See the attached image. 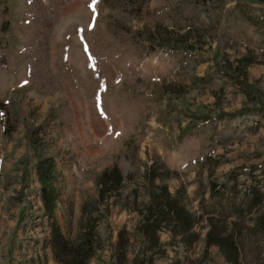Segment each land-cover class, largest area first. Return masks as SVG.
<instances>
[{"label": "rangeland", "instance_id": "obj_1", "mask_svg": "<svg viewBox=\"0 0 264 264\" xmlns=\"http://www.w3.org/2000/svg\"><path fill=\"white\" fill-rule=\"evenodd\" d=\"M41 156L55 161L56 223ZM113 168L124 181L103 200ZM262 168L264 0H0V264H62L56 235L89 229L87 264H229L206 244L221 208L210 182ZM162 184L196 236L163 232L152 249L142 214ZM251 238L243 262L264 264Z\"/></svg>", "mask_w": 264, "mask_h": 264}, {"label": "trees", "instance_id": "obj_2", "mask_svg": "<svg viewBox=\"0 0 264 264\" xmlns=\"http://www.w3.org/2000/svg\"><path fill=\"white\" fill-rule=\"evenodd\" d=\"M35 135L40 136L39 131H36ZM40 141H36L35 146H39ZM37 172L43 185L42 199L53 220L59 196L52 185L55 161L49 156L39 157ZM249 176L250 184L239 181V175L231 174L227 182L220 185L210 182L209 185L210 194L214 196V199L219 200L221 204L218 206L221 208L218 211L220 215L218 219L213 217L207 219L210 230L207 233L206 244L217 246L229 264H245L243 255L246 252L247 240L252 239L251 237L264 239V214L258 216L257 219L254 217L264 203V169L261 170L259 176L254 175L251 170ZM157 178L160 177L152 170L150 181L153 183ZM123 181V175L118 168L104 171L97 179L101 198L104 200L108 195L117 191ZM142 217L143 232L149 234L152 249L161 246L160 235L163 232L170 233L173 242L169 245L178 244L180 241L188 244L186 239L189 236H196L193 229L198 219L178 197L172 196L166 184L160 185L155 192L151 190ZM246 218H252V226L245 225ZM229 220H234L230 228L227 227L229 225L227 223L232 222ZM53 223L56 221L53 220ZM254 243L257 250H260V244ZM95 246L93 229L84 232L74 242L67 240L59 233L53 241L55 258L62 264H87L95 255ZM174 264H177V260Z\"/></svg>", "mask_w": 264, "mask_h": 264}, {"label": "crops", "instance_id": "obj_3", "mask_svg": "<svg viewBox=\"0 0 264 264\" xmlns=\"http://www.w3.org/2000/svg\"><path fill=\"white\" fill-rule=\"evenodd\" d=\"M95 2H96V0H90V3H92L93 6H95ZM95 15L96 14L94 12L89 15V17L91 18L89 20V28L94 27V25H95V22H96V16Z\"/></svg>", "mask_w": 264, "mask_h": 264}]
</instances>
